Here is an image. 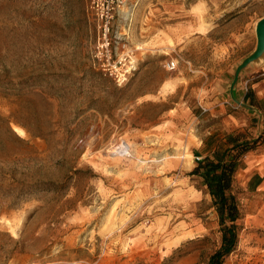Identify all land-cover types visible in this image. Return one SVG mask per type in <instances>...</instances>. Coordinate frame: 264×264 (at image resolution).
Here are the masks:
<instances>
[{
  "label": "rangeland",
  "instance_id": "374dc122",
  "mask_svg": "<svg viewBox=\"0 0 264 264\" xmlns=\"http://www.w3.org/2000/svg\"><path fill=\"white\" fill-rule=\"evenodd\" d=\"M263 15L264 0H127L106 47L90 0H0V75L38 74L52 96L0 95V264H207L220 232L189 173L195 150L207 153L212 132L258 130L241 104L230 109L237 121L211 113L201 94L253 49ZM245 23L249 32L234 35ZM13 116L52 127L49 142ZM65 176L59 190L40 183ZM233 190L240 230L223 264H264V139L243 157Z\"/></svg>",
  "mask_w": 264,
  "mask_h": 264
},
{
  "label": "trees",
  "instance_id": "16d2710c",
  "mask_svg": "<svg viewBox=\"0 0 264 264\" xmlns=\"http://www.w3.org/2000/svg\"><path fill=\"white\" fill-rule=\"evenodd\" d=\"M3 78L1 79V77ZM38 74L27 76L24 74H16L10 76L8 71L0 75V95L15 100H24L26 97H40L47 103H51L50 92L42 90L37 82ZM15 79V80H14ZM28 90H24V89ZM28 98V99H30ZM251 105H258V101L250 99ZM16 123L24 127L28 135L32 138H41L45 142H49V137L53 134L52 127L50 130H43L38 120H35V127L30 128L26 124L20 122L16 116H13ZM251 128H256L257 120L252 118ZM52 120L50 119V124ZM8 124V129L15 139L20 142H28L27 139L16 135ZM264 139V120L263 128L253 135L248 130H237L230 133L212 132L205 140H203L204 148L207 153L203 154L199 150H195L197 157L196 164L189 172L196 176L202 182L206 192L211 198V206L214 207L218 228L220 232V242L217 248L209 255L207 264H223L225 257L231 253L238 242L240 230L239 220L241 218V208L233 190L234 176L238 168L242 164L243 157L249 152L255 150ZM78 172L79 170L75 169ZM67 177L61 182L46 181L44 187L48 189L59 190L67 186ZM261 182V177L254 175L249 181L251 187H256ZM34 187L38 184H32Z\"/></svg>",
  "mask_w": 264,
  "mask_h": 264
},
{
  "label": "crops",
  "instance_id": "0c3cea01",
  "mask_svg": "<svg viewBox=\"0 0 264 264\" xmlns=\"http://www.w3.org/2000/svg\"><path fill=\"white\" fill-rule=\"evenodd\" d=\"M210 14V13H209ZM264 16V15H263ZM262 17V16H261ZM260 17V18H261ZM258 18L252 26L251 33L255 37V45L252 50H250L246 55L238 59L236 64H234L232 70L228 72V70H224V73H215V82L214 88L208 90L207 94H201V98L206 97V100H203L204 103L210 106V112L215 114L226 113L227 116L236 118L237 121L240 119L231 115L230 109L237 108L234 106V103L240 104L242 102L244 105H241L239 109L241 111H246L250 115L249 117L255 118L257 120V130H261L263 128V120H264V111L258 105L254 106L250 104V99H254L258 101V103L264 99V77H260L257 75L260 69H264V53L257 60L250 62L245 67H243L238 74L237 80L233 83L235 69L238 64L249 55L256 46V23L260 19ZM205 20L207 22L212 20V17L205 15ZM216 25V24H215ZM215 25L212 26H203L202 29L197 31L204 30L205 32L212 31ZM249 23H245L241 26L239 30L234 33L239 37L245 36L249 32Z\"/></svg>",
  "mask_w": 264,
  "mask_h": 264
},
{
  "label": "built area",
  "instance_id": "2783aa9c",
  "mask_svg": "<svg viewBox=\"0 0 264 264\" xmlns=\"http://www.w3.org/2000/svg\"><path fill=\"white\" fill-rule=\"evenodd\" d=\"M127 3V0H90V7L95 10L96 14H100L101 19V29H102V35L105 39V46L108 47L109 40L107 37V34L110 31L111 21L115 17L116 13L120 8L125 6ZM178 59H171L169 62L166 63V67L168 69H175L177 66ZM128 69H134L135 64L130 61L128 65ZM257 75H263L264 71L258 72ZM125 79V74H116V80L118 83H121ZM119 152H124L126 150V145H120L116 147Z\"/></svg>",
  "mask_w": 264,
  "mask_h": 264
},
{
  "label": "water",
  "instance_id": "95a60500",
  "mask_svg": "<svg viewBox=\"0 0 264 264\" xmlns=\"http://www.w3.org/2000/svg\"><path fill=\"white\" fill-rule=\"evenodd\" d=\"M256 46L254 50L247 55L236 67L233 83L237 80L239 71L252 61L257 60L264 53V16H262L256 23ZM241 105H244L240 102Z\"/></svg>",
  "mask_w": 264,
  "mask_h": 264
},
{
  "label": "bare ground",
  "instance_id": "6f19581e",
  "mask_svg": "<svg viewBox=\"0 0 264 264\" xmlns=\"http://www.w3.org/2000/svg\"><path fill=\"white\" fill-rule=\"evenodd\" d=\"M15 130L17 131V133L18 134H20V135H23L24 134V130L22 129V128H19V127H15ZM122 144V143H121ZM118 146H120V145H118ZM116 147H114V149H115ZM113 151V150H112ZM111 151V152H112ZM117 152V151H116ZM119 152V151H118ZM113 153V152H112ZM115 153V152H114ZM184 154V153H183ZM188 155V154H187ZM157 157V156H156ZM163 158V157H162ZM159 161V160H158Z\"/></svg>",
  "mask_w": 264,
  "mask_h": 264
}]
</instances>
